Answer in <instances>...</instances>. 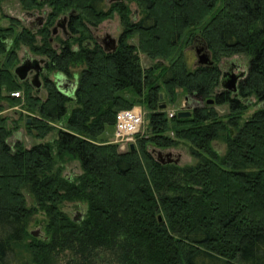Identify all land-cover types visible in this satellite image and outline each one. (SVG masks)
Returning <instances> with one entry per match:
<instances>
[{"label":"trees","instance_id":"1","mask_svg":"<svg viewBox=\"0 0 264 264\" xmlns=\"http://www.w3.org/2000/svg\"><path fill=\"white\" fill-rule=\"evenodd\" d=\"M17 1L23 10L45 4L51 10L36 33L13 18L9 27L0 26V114L3 101H23L34 115L28 125L36 139L47 137L56 123L65 128L53 143L12 147L8 118L0 115V264H264V0H127L140 9L138 21L129 20L123 1L108 10L103 0ZM70 12L71 38L57 39V51L50 29ZM114 12L124 31L116 50L106 52L90 28ZM192 30L212 66L188 68L180 44ZM132 36L136 45L129 43ZM21 45L45 56L48 72L66 78L82 65L73 95L60 93L45 77L42 101L19 82L13 69ZM140 54L154 64L143 68ZM236 54L249 57L236 96L215 93L217 63ZM178 89L214 104L196 106L188 118L168 117L158 109L159 95L173 104ZM18 91L23 100L10 97ZM250 98L260 105L243 120ZM135 105L149 111L151 136L136 135L135 150L120 152L100 137L114 127L119 111ZM213 105H226L228 113L220 116ZM215 141L225 143V154L216 153ZM180 142L188 145L193 166L163 164L147 148ZM70 161L81 169L72 180L62 176ZM24 190L34 206H27ZM65 203L86 206L80 220L62 210ZM40 211L44 235L36 237L28 226Z\"/></svg>","mask_w":264,"mask_h":264},{"label":"rangeland","instance_id":"2","mask_svg":"<svg viewBox=\"0 0 264 264\" xmlns=\"http://www.w3.org/2000/svg\"><path fill=\"white\" fill-rule=\"evenodd\" d=\"M109 1L110 0H103L104 10H108V8L111 6ZM122 1L129 8V16H128L129 20L138 21L142 17V13L140 9L138 8V6L136 5V3L128 2L127 0H122ZM50 10L51 9L48 7L47 4L43 5L42 8L37 9V10H23L17 0H4L0 2V26L4 28L9 27L10 24H9L8 18H13V19H17L22 25V27L24 28L29 27L30 29H37L38 28L37 25H39L37 24L38 19H40V17L46 18L45 16L46 14L50 12ZM63 15L64 14H61L57 19L62 18ZM19 30L20 28H17V31ZM90 31H91L93 39H96L97 43L105 46V44L102 41L108 40L109 38L118 39L121 33L124 31V26L118 14L114 12L110 18L104 19L96 27H91ZM31 32L36 33L35 31H31ZM197 34H199L197 30H192L190 40L180 44L182 54H184V56L186 57L188 68L191 70L198 67L196 54H195L196 49H201V48L206 49L205 45L201 43V41L199 42L197 40V42H193V37ZM50 39H51L50 41L51 46L55 50L58 51L59 44H58L57 39L64 40V36L61 30L60 29L58 30L56 38L55 36H50ZM36 41H37V45H40L41 42L38 36H36ZM129 43L136 45L137 36H132V38L130 37ZM15 48H16V53L18 56V64L16 66L22 64V62L25 59L41 61L46 58L45 56H42L36 52L31 51L29 48L23 45L15 47ZM72 48L75 49L76 45H73ZM204 53H206L205 50H204ZM208 54L211 59V55L209 51H208ZM140 62L143 68H148L154 64L152 61H150L148 58H146L144 55H141V54H140ZM248 63H249L248 56L244 54H236V55H231L229 57H223L217 64L221 72H226L227 69L232 64L239 67L241 71L247 72ZM83 68L84 67L82 65L72 67L70 69L72 76L71 78H68V79H70L71 81L76 80L75 79L76 76L79 75L80 71ZM43 69H44V72L46 73L47 70L45 69V66ZM53 74L54 73L47 71L46 78L52 80L55 83L56 79ZM40 83H41L40 89H35L34 87L31 86L32 94L34 96L39 97L42 101H44L46 99L47 93H46V90L44 89L43 76H40ZM219 91H221L220 87L216 88L215 93ZM176 93H177V96L173 104L169 102L168 98L166 97L164 93L162 94L163 96L161 98V102H159V105L161 104L166 105V111L168 113V117H170V115L176 114L178 111L184 110L189 105L192 108L195 105L203 106L206 104L205 101L194 100L193 98H190V99L188 98V100L186 101L185 98L187 96H185V94L179 89L176 90ZM14 94H18V95L16 96ZM10 97H15V98H19L23 100L21 91L10 93ZM211 100H213V98H211ZM249 101H250L249 102L250 104L247 106V109L243 113V120L251 116V114H253L260 105L259 102L255 98H250ZM2 105H3V111L1 112L0 115L8 118V126L13 132L7 140V142L12 147L14 146L16 142L21 143L25 148H30L33 145H36L38 143H46V142L53 143V141L57 138V131L59 129L65 128V125L63 123L61 122L56 123L54 125L55 130L51 132L47 137H45L42 140L36 139L34 131L29 133L30 129L28 125V123L29 124L32 123L31 119H33L34 115L31 114L28 110H26L24 102L20 101L19 104L10 105L7 102L3 101ZM207 105H211V104H207ZM213 106L220 116H225L228 113V107L226 105H213ZM68 107H69L68 109L70 110L73 107V104H69ZM133 108H136L142 111L143 117H144L143 124L140 128V131L136 135H138V137H143V138L150 137L151 133L148 127L149 111L144 105H135ZM191 113H192V110H191ZM136 135L133 136L132 142L130 143L134 145V148H135V142L137 138ZM166 135H169L170 137H172L171 133L166 134ZM100 139H103L104 141L108 143L116 144L114 127L111 126L108 129H106L105 133L100 137ZM127 145H125L124 149H121L120 146H118V151L120 152L128 151L129 145L128 147H126ZM212 147L218 155L225 154L226 145L222 141L213 142ZM147 148L149 151L155 150V153L153 154L155 158H157L156 152H161L163 155L170 154L169 157L173 159H176L177 157H179V163L177 164L179 167L193 166L194 164H196V160L190 155V150H189L188 145L183 142H180L178 146H174L170 148H157L151 144H148ZM59 165L60 164H58V166ZM62 169H63L62 176L67 177L71 180L74 179L75 176L81 174L80 165L77 161L66 162L65 164H63ZM23 193H24L27 206L28 207L34 206L35 202L30 192H28L27 190H24ZM85 209H86V206L82 203H65L62 208V210L66 212L71 218H76V219L77 218L79 219L82 217ZM44 220H45V215L43 214V212L40 211L37 214H35L29 223L28 231L30 233L35 232L37 233L38 236H43L44 226L42 227L40 223L43 222ZM59 264H67V262L66 260H61Z\"/></svg>","mask_w":264,"mask_h":264},{"label":"water","instance_id":"3","mask_svg":"<svg viewBox=\"0 0 264 264\" xmlns=\"http://www.w3.org/2000/svg\"><path fill=\"white\" fill-rule=\"evenodd\" d=\"M69 15L71 16V14H69ZM65 23H66V18H63L62 20L57 21L56 25L53 28V33H56L58 31V28H60L62 30L63 35L66 38H68L69 35L67 34L66 27L64 26ZM195 37H197L198 39H201L200 35H196ZM109 40H110L109 42L114 46L115 40H113L111 38H109ZM201 43H203L205 45V43L203 41H201ZM205 47H206V45H205ZM103 49L106 52H112V51L114 52L115 51V47H112L111 49H108V47H104ZM204 50L206 53H204ZM195 54H196V59H197V65H199V66H212L214 64L212 59H210L207 47H206V49L205 48L204 49L203 48L196 49ZM43 63H44L43 60L36 61V60L25 59L22 62V64L14 67L13 74L16 76V78L20 82H22V81L26 80L28 77V74L32 72L33 75L31 76L30 84L35 89H40L41 83H40L39 75H40V72L42 71L41 65ZM245 76H246L245 71H241L239 69V67L232 64V65H230V67L227 69L226 72L221 73L220 79H219V87L221 90L229 92V93H231V95H233V97H235L237 94L238 83ZM55 79H56V81H55L56 88L58 89V91L60 93L64 94L65 96L73 95L75 88H76V80L71 81V80L67 79L62 74L56 75ZM159 97L161 99L162 95L160 94ZM185 100L187 101L188 98L186 97ZM206 104H214V101L211 99H208L206 101ZM159 109L165 110L166 105H164V104L159 105ZM191 110H192V108L190 106H187L184 110L178 111L176 113V117L177 118H188L191 116ZM170 117H172V115ZM129 150L130 151L135 150L133 144L129 145ZM150 152L152 154H154L155 150L150 151ZM156 154H157L156 159L163 164L164 163H168V164L169 163H174V164L179 163V157H177L176 159H173V158L169 157L170 154L163 155L161 152H156ZM83 215H84V212H83ZM157 219H158L159 223L162 222V218L160 215L157 217ZM78 220H80V218L79 219L73 218V221H78ZM32 235L36 236V237H41V236H38L37 233H35V232H33Z\"/></svg>","mask_w":264,"mask_h":264},{"label":"built area","instance_id":"4","mask_svg":"<svg viewBox=\"0 0 264 264\" xmlns=\"http://www.w3.org/2000/svg\"><path fill=\"white\" fill-rule=\"evenodd\" d=\"M14 95L17 96L18 94ZM143 118L142 111L136 108L121 110L116 114L114 124L115 143L120 146L121 149H124L125 145H129L132 142L133 136L140 131ZM128 145L126 147H128Z\"/></svg>","mask_w":264,"mask_h":264},{"label":"flooded vegetation","instance_id":"5","mask_svg":"<svg viewBox=\"0 0 264 264\" xmlns=\"http://www.w3.org/2000/svg\"><path fill=\"white\" fill-rule=\"evenodd\" d=\"M40 1H43V0H40ZM122 0H110L109 1V3L112 5V4H114V3H118V2H121ZM69 14H71V16L69 15ZM46 16H47V14H46ZM45 16V17H46ZM74 16V12H70V13H67V14H64L63 15V17L62 18H60V19H57L56 21H55V23H54V25L52 26V28L50 29V31H51V36H55V38H56V35H57V33H58V31L56 32V33H53V28H54V26L56 25V22L57 21H59V20H62L63 18H66V23H65V27H66V31H67V34L69 35V37L68 38H66L64 35V40H62V41H66V40H68V39H70L71 38V35H70V31H69V29H68V25H69V20L71 19V17H73ZM44 22H45V18L43 17V18H41L40 17V19H38V22H37V24H39V25H37V29H30L29 27L27 28L28 30H30V31H37L39 28H41L42 26H43V24H44ZM60 28H58V30H59ZM61 30V29H60ZM61 32H62V30H61ZM63 34V33H62ZM196 36V35H195ZM193 37V42H197V40L200 42V41H202L201 39H198L197 37ZM108 38V37H107ZM52 40H54V39H52ZM95 41H97L96 39H94ZM113 40H115L114 41V46L109 42L110 40L108 39V40H104V41H102L104 44H105V46L104 45H102V44H100L103 48L104 47H108V49H111L112 47H115V50H116V48H117V46H118V40H119V38L118 39H113ZM50 41H51V39H50ZM111 51V50H110ZM113 52V51H112ZM44 63L41 65V67H42V71L40 72V75H39V79H40V76H43V80L45 79V77H46V74H47V71H46V73L44 72V66H45V69H46V66H47V63H48V59L47 58H45L44 60ZM199 66V65H198ZM47 70V69H46ZM222 73V72H221ZM58 74H60V73H54L53 75L56 77V75H58ZM33 75V73L31 72V73H29L28 74V77H27V79L26 80H24V81H22V82H27L30 86H32L31 84H30V76H32ZM68 79V78H67ZM18 80V79H17ZM28 80V81H27ZM70 80V79H69ZM19 81V80H18ZM52 81V80H51ZM20 82V81H19ZM21 82V83H22ZM221 91H223V90H221ZM221 91H219V92H217V93H220ZM190 106V105H189ZM196 107V105L194 106V107H192V109H194Z\"/></svg>","mask_w":264,"mask_h":264}]
</instances>
